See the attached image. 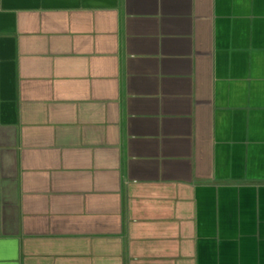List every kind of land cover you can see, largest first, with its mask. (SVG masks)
<instances>
[{
	"label": "crops",
	"instance_id": "0c3cea01",
	"mask_svg": "<svg viewBox=\"0 0 264 264\" xmlns=\"http://www.w3.org/2000/svg\"><path fill=\"white\" fill-rule=\"evenodd\" d=\"M0 264H264V0H0Z\"/></svg>",
	"mask_w": 264,
	"mask_h": 264
}]
</instances>
